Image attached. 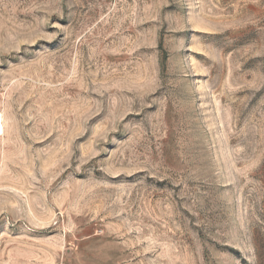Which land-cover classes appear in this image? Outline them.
<instances>
[{
  "label": "rangeland",
  "instance_id": "1",
  "mask_svg": "<svg viewBox=\"0 0 264 264\" xmlns=\"http://www.w3.org/2000/svg\"><path fill=\"white\" fill-rule=\"evenodd\" d=\"M0 264H264V0H0Z\"/></svg>",
  "mask_w": 264,
  "mask_h": 264
},
{
  "label": "bare ground",
  "instance_id": "2",
  "mask_svg": "<svg viewBox=\"0 0 264 264\" xmlns=\"http://www.w3.org/2000/svg\"><path fill=\"white\" fill-rule=\"evenodd\" d=\"M0 130H3V125H2V118L0 116Z\"/></svg>",
  "mask_w": 264,
  "mask_h": 264
}]
</instances>
